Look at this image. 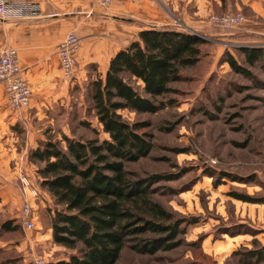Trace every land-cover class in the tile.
I'll use <instances>...</instances> for the list:
<instances>
[{"label":"rangeland","instance_id":"374dc122","mask_svg":"<svg viewBox=\"0 0 264 264\" xmlns=\"http://www.w3.org/2000/svg\"><path fill=\"white\" fill-rule=\"evenodd\" d=\"M251 1L211 0L208 7L211 6L212 12L204 7L202 16H196L197 8L190 5L189 18L194 17L196 23L187 17L188 25L170 13L169 27L189 31L207 43L202 48L201 61L183 70V80L171 85L172 92L159 100L165 109L154 114L121 112L131 123H149L145 132L153 135L154 144L148 158L128 164L126 169L134 174L135 180L155 179L158 183L151 185V202L191 224L181 226L183 233L176 248L143 254L128 247L116 264H264V259L245 256L251 250L264 251V218L259 216L264 212V204L245 203L233 196L241 194L264 200V63L248 67L254 76L249 79L235 73L227 61V57L233 56L243 64L244 56L239 52L243 47L264 49V41L255 38L247 28L251 26L249 22L256 20ZM91 3L102 19L115 15L111 13L112 5L101 8ZM228 12L243 15L245 22L231 30L211 25V16ZM126 17L141 24L139 18ZM72 24L66 35L74 32L81 41V33L89 35L80 23L72 21ZM138 33L96 35L97 42H105L95 49L98 63L84 64L78 54L80 79L76 77L73 84L65 86L63 93L59 88L40 111L29 115L26 124H10V145L15 147L18 157L7 163L6 168L13 173L15 163L24 159L23 175L40 191L33 202L38 224L36 231L31 232L18 228L6 234L0 230V264L69 261L73 252L53 241L50 220L56 207L40 186L38 166L29 156L40 142L59 141L65 146L64 136L81 141L108 137L94 119L86 86L91 76L106 74L102 68L110 56L129 46ZM82 46L83 42L81 49ZM5 100L12 123L13 112ZM164 176L171 179L163 180ZM13 181L22 186L20 178ZM21 204L19 201L10 211L9 205L5 206L0 212V226L7 219L16 220ZM147 214L146 218L151 220ZM149 236L135 238L130 246Z\"/></svg>","mask_w":264,"mask_h":264},{"label":"trees","instance_id":"16d2710c","mask_svg":"<svg viewBox=\"0 0 264 264\" xmlns=\"http://www.w3.org/2000/svg\"><path fill=\"white\" fill-rule=\"evenodd\" d=\"M206 43L173 27L139 32L112 57L106 74L91 76L86 86L94 119L108 137L81 141L64 136L65 146L48 140L30 153L29 160L38 166L40 186L56 207L50 220L53 241L73 252L68 262L60 264H116L128 247L155 254L179 246L181 226L191 223L151 202L155 179L135 180L126 169L151 154L153 135L145 132L150 124L131 123L121 112L154 114L165 109L159 100L172 92L171 85L183 80V70L201 61ZM239 52L243 64L229 56L230 67L254 79L248 67L264 63V49L243 47ZM233 196L245 203L264 204L246 195ZM18 228L23 230L17 218L0 226L6 234ZM147 235L151 236L130 246L135 238ZM263 254L251 250L245 256L261 261Z\"/></svg>","mask_w":264,"mask_h":264},{"label":"crops","instance_id":"0c3cea01","mask_svg":"<svg viewBox=\"0 0 264 264\" xmlns=\"http://www.w3.org/2000/svg\"><path fill=\"white\" fill-rule=\"evenodd\" d=\"M20 2L36 3L40 6V17L27 20H0V50L5 48H15L21 60L25 76L30 84L32 91L31 111L41 109V106L50 100V97L56 94L60 88L63 93L65 86L70 83L63 81L58 59V46L66 33L72 28V21L80 23L85 27L88 34L81 33L83 46L79 53V59L85 63L97 64V55L95 51L99 44L94 37L98 34L115 33L117 36H125L128 33L141 32L147 29L160 28L161 26H171L168 17L173 14L187 22L189 18L187 8L192 5L197 8L196 16L205 13L204 7L212 12L211 0H113L111 15L102 19L100 11L93 7V0H16ZM215 1L220 0H212ZM250 7L253 10L252 15L256 17L255 21L249 22L247 26L252 35L264 41V0L251 1ZM211 8V9H210ZM93 9V10H92ZM173 11H172V10ZM171 13V14H170ZM139 18L140 25L133 18ZM101 18V19H100ZM143 22H141V21ZM132 24V25H131ZM188 25V23L186 24ZM135 27V28H132ZM134 29V30H132ZM179 30L178 28H175ZM181 31V30H179ZM86 35V36H85ZM116 51L104 64L103 70L106 73L109 67L111 57L117 54ZM78 56H77V73L78 74ZM73 84V83H71ZM3 88L0 84V212L4 211L6 205L9 210L24 199L23 186H18L13 179L20 178L18 167L15 172L10 173L6 165L15 159V147L10 143V124L18 121L12 114V123L8 119V109L5 104ZM6 101V100H5ZM23 122L26 124L27 118ZM16 120V122H15ZM24 161V159H23ZM22 160L23 169L26 164ZM16 184V185H15ZM22 184V183H21ZM264 218V212L260 215ZM27 244V243H26ZM228 244V243H226ZM233 244V242H232Z\"/></svg>","mask_w":264,"mask_h":264},{"label":"built area","instance_id":"2783aa9c","mask_svg":"<svg viewBox=\"0 0 264 264\" xmlns=\"http://www.w3.org/2000/svg\"><path fill=\"white\" fill-rule=\"evenodd\" d=\"M101 8H109L113 0H93ZM40 17V6L36 3L16 0H0V20H27ZM245 22V17L232 12L222 16H211L210 23L223 30H231ZM81 49V38L74 32L68 33L58 46L59 67L63 81L73 83L77 73V56ZM0 84L5 93L13 116L20 122L31 111L32 91L21 65L19 53L15 48L0 50ZM23 161V160H22ZM24 162V161H23ZM20 171L24 199L18 210L17 219L25 232L36 231L38 219L33 202L38 199L40 191L32 181L23 175V163L16 165ZM36 264H45L38 261Z\"/></svg>","mask_w":264,"mask_h":264}]
</instances>
